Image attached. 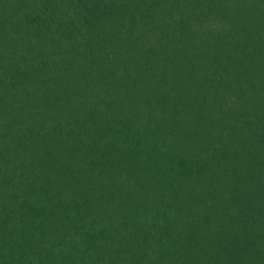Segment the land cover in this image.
<instances>
[{"label":"trees","instance_id":"1","mask_svg":"<svg viewBox=\"0 0 264 264\" xmlns=\"http://www.w3.org/2000/svg\"><path fill=\"white\" fill-rule=\"evenodd\" d=\"M0 264H264V0H0Z\"/></svg>","mask_w":264,"mask_h":264}]
</instances>
